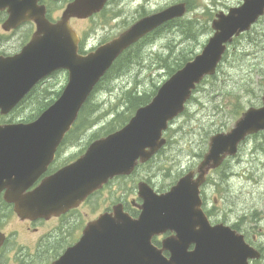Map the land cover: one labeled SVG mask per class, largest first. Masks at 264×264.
Listing matches in <instances>:
<instances>
[{
    "label": "water",
    "instance_id": "1",
    "mask_svg": "<svg viewBox=\"0 0 264 264\" xmlns=\"http://www.w3.org/2000/svg\"><path fill=\"white\" fill-rule=\"evenodd\" d=\"M109 0H74L57 23L46 18L39 0H17L6 28L33 21L37 31L18 57L0 61V113L8 115L40 82L58 70L69 71V83L58 101L30 123L0 125V198L21 220H49L79 207L118 176L131 175L167 144L165 131L186 110L197 86L214 76L229 43L264 16V0H244L212 23L215 33L201 54L173 74L152 101L139 108L122 129L94 141L85 154L45 178L55 154L71 131L96 86L117 59L144 37L187 13L185 3L146 16L112 41L86 56L78 55L79 38L72 18L100 13ZM261 107H251L227 133L211 137L197 171L184 175L168 192L138 185L143 200L138 219L120 206L90 222L80 241L54 264H249L261 258L243 235L230 227L211 226L203 210L201 188L212 170L239 152L252 135L264 132ZM167 232L162 249L152 240ZM5 235L0 233V248ZM194 245L193 251L189 247ZM167 251L170 258L163 253Z\"/></svg>",
    "mask_w": 264,
    "mask_h": 264
},
{
    "label": "rangeland",
    "instance_id": "2",
    "mask_svg": "<svg viewBox=\"0 0 264 264\" xmlns=\"http://www.w3.org/2000/svg\"><path fill=\"white\" fill-rule=\"evenodd\" d=\"M183 2L188 7L185 17L133 48L130 62L117 76L113 72L93 94L85 110V116L90 115L87 122L92 124L80 131L83 133L69 137L53 170L75 161L95 140L124 127L134 115L132 105L125 101L127 93L136 89L152 99L173 70L202 53L214 34L216 15L240 6L243 0H113L105 14L73 23L89 50L112 40L140 19ZM53 86L54 81L42 85L7 123L36 120L54 101L50 92ZM263 95L264 17L229 45L217 74L199 85L186 111L166 131L167 146L131 177L113 180L77 212L78 222L84 227L106 206L121 199H137L140 182L158 192L169 191L182 176L198 168L209 150L210 138L233 129L249 108L261 107ZM202 195L212 222L237 226L247 242L263 254L252 264H264V132L247 139L235 158L210 174ZM19 222L13 206L0 201V231L10 235L9 246L15 250L32 240L24 231L12 233L20 229ZM50 225L53 228L57 223Z\"/></svg>",
    "mask_w": 264,
    "mask_h": 264
},
{
    "label": "flooded vegetation",
    "instance_id": "3",
    "mask_svg": "<svg viewBox=\"0 0 264 264\" xmlns=\"http://www.w3.org/2000/svg\"><path fill=\"white\" fill-rule=\"evenodd\" d=\"M72 1L73 0H39L38 4L39 6H43L45 8L47 20L51 23H56L62 18L65 9ZM16 4L17 0H0V61L3 59L17 57V55L31 41L37 29L36 23L33 21L25 22L18 27H10L9 29L6 28V24L10 17L16 13ZM76 21L80 20L75 18L71 19L70 25L75 29L80 37L78 52L79 54H82L83 52L87 51V49L84 47V40L80 32L73 25V23ZM68 80L69 73L65 70H60L46 79L42 85L54 81V86L50 92L52 99L57 100L65 89ZM14 113L15 112H13V114ZM60 157L61 151L59 150L57 152L55 164L60 161ZM48 175H50V173H46L44 177ZM120 178L122 177H118L114 181ZM105 189L106 187L94 194L78 209L72 210L60 217H54L50 220L37 221L20 220L19 225L20 229L22 230H15L12 233L15 235L20 231H24L30 234L32 237V240L23 244L20 250H15L13 246H9V242L11 240L10 235L1 231L6 234L7 238L0 249V264H53L67 251V249L74 246L81 239L83 231L86 225L89 223L88 222L84 227H82L76 219L77 212L83 206L88 205L91 200L102 193ZM142 204L143 200L139 197L137 191V199L134 198L130 201L123 199L118 200L110 207L106 206L100 212V214L91 221L97 219L101 214L112 213L113 208L117 205L120 206L123 212L127 213L132 219H137L141 214L140 206ZM207 216L211 221V224L216 225L212 222V219L208 213ZM53 221H55L57 225L52 228L53 225L51 226L50 223ZM230 228L235 232H239V228H237V226H230ZM172 235L173 233L168 232L165 236L154 237V246H156L158 249H161L163 240ZM193 249L194 245H191L188 251L191 252ZM163 255L166 258H170V254L167 251H165Z\"/></svg>",
    "mask_w": 264,
    "mask_h": 264
},
{
    "label": "trees",
    "instance_id": "4",
    "mask_svg": "<svg viewBox=\"0 0 264 264\" xmlns=\"http://www.w3.org/2000/svg\"><path fill=\"white\" fill-rule=\"evenodd\" d=\"M162 30H164V28L163 29H161V30H159L158 32H160V31H162ZM157 32V33H158ZM146 41V40H145ZM144 41H142L141 43H139L138 45H140V44H142ZM137 45V46H138ZM137 46H135V47H137ZM134 47V48H135ZM133 48L132 49H130V50H128L126 53H124L119 59H118V61L114 64V66L112 67V69L109 71V73L106 75V77L102 80V82H101V84H99L98 85V87L96 88V91H98L101 87H102V83L103 82H105L108 78H109V76L111 75V74H113V72H115V75L116 74H118L119 73V71H120V69H121V67L128 61V60H130L132 57H133V55H134V53H132L133 51ZM128 57V58H127ZM126 59V60H125ZM125 60V61H124ZM124 61V62H123ZM187 62H188V60H186ZM130 61H128V63H129ZM186 62V63H187ZM182 67V64L178 67V69L179 68H181ZM177 70H173L172 71V73H175ZM117 76V75H116ZM128 95L127 96H125V101L127 102L128 101V103L129 104H131L132 105V108H133V110H134V112L138 109V108H140V107H142V106H144V105H146V104H148L150 101H151V99H150V97L148 96V95H146V96H144L143 94H140V93H138L137 92V90L136 89H134V90H130L128 93H127ZM90 103H88L86 106H85V108H84V111H83V113L81 114V116H80V119H79V122H78V124L75 126V128L72 130V137L73 136H76V135H78V134H80V133H83V132H80V131H84L87 127H89L91 124H89L90 122H87V117H90V115L88 114V113H86V116H85V110L87 109V106L89 105ZM134 112H133V114H134ZM86 117V118H85ZM78 138H79V136H78ZM77 138V139H78ZM7 205V204H6Z\"/></svg>",
    "mask_w": 264,
    "mask_h": 264
}]
</instances>
